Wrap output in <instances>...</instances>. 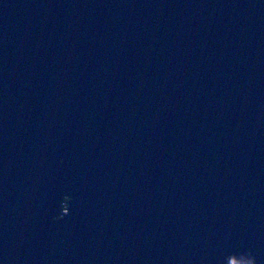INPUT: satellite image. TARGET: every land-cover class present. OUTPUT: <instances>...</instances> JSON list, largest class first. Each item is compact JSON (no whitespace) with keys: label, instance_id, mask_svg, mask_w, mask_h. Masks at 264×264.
Wrapping results in <instances>:
<instances>
[{"label":"water","instance_id":"water-1","mask_svg":"<svg viewBox=\"0 0 264 264\" xmlns=\"http://www.w3.org/2000/svg\"><path fill=\"white\" fill-rule=\"evenodd\" d=\"M0 264H264V0H0Z\"/></svg>","mask_w":264,"mask_h":264}]
</instances>
